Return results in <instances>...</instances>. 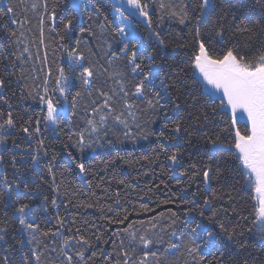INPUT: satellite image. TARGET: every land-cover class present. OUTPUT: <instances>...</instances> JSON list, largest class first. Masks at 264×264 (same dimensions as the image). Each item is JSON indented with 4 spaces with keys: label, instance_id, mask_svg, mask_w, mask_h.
I'll return each instance as SVG.
<instances>
[{
    "label": "snow or ice",
    "instance_id": "obj_1",
    "mask_svg": "<svg viewBox=\"0 0 264 264\" xmlns=\"http://www.w3.org/2000/svg\"><path fill=\"white\" fill-rule=\"evenodd\" d=\"M149 3L151 0L148 2L119 0L118 6L113 5L114 18L111 21L99 3H91L92 14L88 15V21L92 22L95 17L97 21L102 22L97 23L95 28L91 23L81 27L80 37L71 47L65 40L71 37L75 29V20L64 17L59 21L63 31L61 35L56 28L57 10L62 5L78 10L83 7L80 0H58L51 10L48 0H34L29 5L40 18L41 44L47 18L50 21L49 30L59 37V48L62 52L59 57L61 63L56 65L57 75L54 78L51 67L41 68L43 78L32 75L30 77L32 83H25L24 89L21 90V99L31 98L39 105L38 111L30 114L24 109V115L14 114V105L10 98L7 94L0 93V104L3 105L0 106V165H4L5 169L11 168L10 173L5 170L0 175V204L8 199L9 205L6 207H11V214L17 218L23 232L27 233L29 248L21 253L22 264H44L42 257L45 252H56V247L49 248L44 240H50L52 245H56V237L62 238L60 264H90V261L100 257L104 258L101 264H113L112 258L103 248H98L86 257V251L92 248L94 242L104 245L111 243L114 249L119 247L121 251L117 255L123 256V264H129L130 261L131 264H151L149 256L153 259L157 257V251H152V247L165 243L167 246L164 251L186 252L190 261H185V264H237L236 261L225 258L223 254L213 256V252L220 251L219 245L224 241L233 242L240 250L247 249L246 241L241 239L245 232L255 231L264 239V40L250 52H243L238 43L230 42L237 34H247L250 39L254 35L264 38V27L257 30L244 24L243 20L237 23V18L231 15L233 0H178L174 3H164V0H160L159 8L163 13L160 21L163 22L164 16L175 20L179 25L185 26L191 37L192 45L185 57V63L193 70L191 79L195 82L196 73H199L203 86L207 89L196 95L191 90L185 69L168 64L161 54L160 49L166 48L167 44L161 33L152 27ZM254 3L264 10V0H254ZM3 15L8 16L13 24H21L19 20L14 19L15 9L11 5V0ZM137 15L145 18L149 36L155 37L158 47L142 49L140 43L142 37L138 34L136 25L130 23ZM243 19L251 20V17L245 16ZM257 23L264 24V15ZM2 26L6 32V39L16 37V31L9 30L6 24ZM109 27H112L114 35L119 36L124 42L120 54L112 52L111 45L104 38ZM20 35L23 36V33ZM92 38L100 40L101 43L90 46ZM16 43H20V40L17 39ZM93 47L108 49L103 53L106 58L104 64L92 59V56L97 55L93 52ZM24 53H28L29 57L32 55L25 47L16 59L21 60ZM55 55L53 52L54 57ZM42 59L44 64L48 63L47 51L44 52ZM120 59L127 61L130 73L136 81L132 90L128 89L125 74L122 72H116V76L119 77L116 80L118 91L113 89L109 94L97 88L95 81L108 73L114 62ZM17 79H24L23 68L20 69ZM76 81L80 82L81 89L75 91L73 95ZM7 88L8 82L5 77L0 76V90ZM93 92L102 98V103L99 107L91 108L92 118L86 121L88 127L81 131L69 128L64 132L60 127L61 121L71 123L80 99L85 94L91 96ZM15 95L12 93V96ZM137 100L146 107H138ZM95 103L93 100L92 104ZM117 103H120L123 110H117L115 107ZM65 113L69 115L65 116ZM97 115L98 119L95 118ZM156 117H163L167 121L156 134L157 139L161 141L159 145L161 152L168 153L166 144L183 145L198 150V159L190 160L189 171L181 175L188 176L190 181L200 177L202 183L208 184L213 180L217 182L227 180L226 173H235L239 181H243L249 190L254 191L252 218L241 217L246 222L245 226L226 223L224 220L230 209L233 214L239 215L233 207L235 197L231 191L223 193L222 196L215 193L201 196L198 192H192V198L188 201L191 206L187 207L182 215L169 209L168 218L171 224L176 225L177 221L181 224L179 229L169 233L177 242H165L163 236L158 233L150 235L149 233H154L156 228V224L150 222L151 227L145 228L143 234L137 236L134 232L129 233L132 241H139L142 250L147 249L143 252L142 258L133 260L129 252L124 250V240L121 239L119 245L116 244V240L113 239L116 236L115 232L106 239L102 234L93 232L95 241L87 236L85 232L89 222L86 220L82 222V226L69 227L67 230L72 233L70 236H65L61 231L67 227L61 217L55 218V230L53 228L46 230L36 222L33 202L39 200L40 206L47 211L48 207H59L57 199L50 195V191H54L56 196L61 195V185L57 182V173L54 170V161L58 153L54 145L46 143L42 137V124L45 131L55 133L58 137L59 134L66 137V140L59 141L62 148L69 147L66 141H72V145L82 154L99 141L100 136L96 135L93 139V134L101 131L105 136L108 134L109 118L123 126L126 138L142 136L147 139L154 133L148 130L145 124L153 123ZM210 125H214L211 134L208 131ZM133 126L137 129L135 133L132 131ZM86 132L88 138L85 136ZM16 133L24 134L25 140L29 142L28 146L24 148L13 139V148L21 149V153L13 152L5 163L4 153L13 150L4 146ZM73 136L76 138L74 141ZM183 146L175 147V150L166 155V160L172 166L184 167L187 148ZM68 156L77 161L75 167L81 174H89L82 159L73 156L72 152H68ZM140 159L152 162L148 156ZM221 160L225 161L224 166H221ZM228 160L232 162L233 167L227 166ZM124 162L133 163L130 160ZM45 174L50 179H45ZM191 186L188 184L181 191L188 192ZM224 195L227 196V206L223 202L216 203L222 201ZM67 203L74 207H94L93 203L77 205L71 199H68ZM115 203L119 205L120 200L117 198ZM162 203L169 204L175 201L170 199ZM107 211H113L112 207L108 206ZM153 211L155 209L142 206L144 213ZM124 212L122 218L106 217L108 223L124 224L129 215H132L127 209H124ZM2 214L5 220L10 215L8 211H3ZM5 220H0V225H4ZM72 223L75 224V221ZM128 227L130 228L131 224ZM123 231L128 232V228ZM163 231L165 230L161 229V232ZM7 232L6 226H0V241H5ZM5 244L0 264H12L13 257L8 253L13 252L17 244L23 245L24 241L18 240L16 244H7L5 241ZM42 244L44 251L40 250ZM76 245L80 248L72 251ZM114 264H121V261L117 259ZM242 264H255V261L245 259ZM259 264H264V258L260 259Z\"/></svg>",
    "mask_w": 264,
    "mask_h": 264
},
{
    "label": "trees",
    "instance_id": "obj_2",
    "mask_svg": "<svg viewBox=\"0 0 264 264\" xmlns=\"http://www.w3.org/2000/svg\"><path fill=\"white\" fill-rule=\"evenodd\" d=\"M34 0H11V5L15 9L14 19L19 20L21 24H13L8 16H4L3 13L6 11V7L9 4V0H0V76L5 77L8 82V88L0 90V93L7 94L12 104L14 105V114L19 113L24 115V109H27L31 114L39 110V105L34 102L31 98L21 99V90L24 89V84H31L30 77L32 75H39L43 78V72L41 68L46 69L47 67L52 68L53 78L57 75L56 65L61 63L59 57L61 56L62 50L59 48V37L49 30L50 21L45 18L44 24V35L43 44L40 42V23L39 16L33 12L29 5ZM58 0H48L49 9L53 7ZM97 2L103 9L104 13L108 16L109 21L113 20V5L118 3L116 0H87L83 1L81 7L78 10H73L71 7L62 5L57 10V23L56 28L63 35L59 21L64 17L74 18L75 29L72 32L70 38H66L65 43L71 47L75 40L80 37L79 29L83 26H87L90 23L95 28L97 21L93 17V21H88V15H91V3ZM148 2V0H145ZM178 0H164V3H174ZM160 0H151L149 3V15L152 18V27L161 33L164 38L167 47L161 48V54L165 57L168 64L178 67H183L188 73V82L191 85V90L194 94L199 95L201 91H207L203 86L201 77L196 73L195 82L191 79L192 68L185 63V57L189 54V49L192 45L191 37L188 35L185 26L179 25L175 20L169 19L164 16L163 22L160 21V16L163 13L159 8ZM28 11H25V9ZM86 9V10H85ZM231 15L237 18V23L243 20L244 24L255 29L264 27V24H258L264 10L259 5L254 3V0H233L231 7ZM245 16H250L251 20H244ZM130 23L136 25L138 34L142 37L140 41L142 49L156 48L158 47V41L153 36H149V28L145 18L136 16L132 18ZM6 24L9 30L16 31V37L6 39V32L2 25ZM98 31V29H97ZM23 33V36L20 33ZM207 35V34H206ZM105 39L111 45V51L120 54V50L123 48L124 42L119 36L114 35L112 27H109ZM19 39L20 43H16ZM264 38L259 35H254L251 39L247 34H237L231 38L230 42L238 43L240 50L243 52L253 51ZM100 40L90 39V46L99 45ZM248 45V47H245ZM27 47L29 52L32 53L29 57L28 53H24L21 60H17L18 56L23 49ZM48 52V63L44 64L43 55L44 52ZM108 51L107 48L101 50L99 47H93V52L97 55L92 56L93 60L98 61L100 64L105 63L103 53ZM53 52L56 53L55 57ZM39 53V55H37ZM143 58V57H141ZM107 67V65H105ZM24 69V79L18 80L17 75L20 73V69ZM116 72H122L125 74L126 84L129 90H132L135 84V79L130 73L127 61L120 59L114 62L113 66L109 68V72L104 76L95 81L96 87L104 91L112 93V90H119V86L116 80L119 77L116 76ZM112 76V79L108 77ZM81 85L79 81L75 82V91L80 90ZM26 91V90H25ZM15 93V96H12ZM114 99H118L115 98ZM95 100V105L92 101ZM203 103V100L201 101ZM102 103V98L98 97L96 92H93L91 96L87 94L83 95L80 99L76 108V115L72 116V122L66 123L64 120L61 121L60 127L67 132L69 128L74 131H81L87 128V119L92 118L91 108L99 107ZM138 107L144 108L146 105L141 101H136ZM0 106H3L0 104ZM87 106V108H85ZM118 111L123 110L120 103L115 105ZM106 111V110H105ZM209 117L211 119L210 106L208 108ZM69 115L65 113V116ZM26 118V117H25ZM98 119V115L95 117ZM147 118V117H146ZM167 121L163 117L154 118V122L151 124H145V127L150 130L153 135H149L147 139L142 136H124V128L122 125L114 122L111 118L108 120V134L105 136L103 131L100 133L93 134L92 138L95 139L96 135L100 136L99 141L93 145V147L86 149L82 154L72 145V141H66L69 147L62 148L60 140H66L63 134L52 133L45 131L42 124V137L46 143L53 144L58 155L56 161H54V170L57 173L56 179L60 183L61 195L56 196L54 191H50V195L57 199L59 207H48L47 211L40 206L39 200L33 202V208L36 213V222L40 223L42 228L46 230L49 228L54 229L55 218L61 217L65 221L66 228L61 229L65 236H70L72 233L68 232V228H74L76 226H82L83 221H88L89 225L85 234L92 237L95 241V237L92 233L102 234L103 238H108L112 233H116L113 239L116 240V244L119 245V241L124 240V250L129 252L133 260L142 258L143 252L147 249L142 250V246L139 241H132L129 233H136L137 236L143 234L145 228H150L151 223L156 224L154 235L158 233L163 236L165 242H177L175 238L171 237L169 233L175 229H179L181 224L177 221L176 225H172L169 220V209L182 215L183 211L191 205L188 201L191 200V193L198 192L201 196L211 195L215 193L217 196H222L223 193L228 191L232 192L235 197L233 207L236 208L239 215H235L229 210L227 216L224 217L226 223L231 222L232 224H240L245 226L246 222L241 217L248 216L252 218L251 213L254 203V191L249 190L248 186L243 184V181H239V177L235 176V173H226L227 180H221L219 182L213 180L208 184H204L200 177L195 178L194 181H190L188 176L181 175L182 173L189 171L188 164L191 161L198 159L196 149H192L183 145L166 144L168 153L161 152L159 147L161 141L157 139L159 131L162 130V126ZM143 123V121H142ZM214 125H210L208 128L209 134H211ZM132 131L135 133L137 129L133 126ZM88 138V133H85ZM16 143L21 144L24 148H27L28 141L25 140L23 133H16L10 137L8 144L4 147L12 149V152H5V163H7L9 157L15 152L16 154L21 153V149H14L12 140ZM73 136V141L75 140ZM34 146V145H33ZM183 146L186 147L184 157V167L172 166L169 161L166 160V155L170 154L171 151L175 150V147ZM68 152H72L73 156L82 159L85 163L86 168L89 170V174H81L75 167L74 161L68 156ZM201 155H203L201 153ZM143 156L150 157V161L140 159ZM122 157L123 159H120ZM158 157V159H157ZM206 159V157H204ZM219 160V158H216ZM133 161L132 164H126L124 161ZM221 166H224L225 161H220ZM229 168L233 167L230 160L227 161ZM5 170L9 173L11 168L5 169L4 165H0V175ZM45 179H50L45 174ZM123 181V183H120ZM163 181L164 183H161ZM180 181V183H178ZM239 181V182H238ZM91 182V183H89ZM191 184L188 192H183L181 189ZM159 185V187H157ZM234 186V187H233ZM238 190V191H237ZM95 193V195H92ZM67 198H66V196ZM120 200V204L115 203L116 199ZM71 199L75 204L81 203H93L94 207H74L72 204H68L67 200ZM174 200L175 203L163 204L165 200ZM225 203L227 206V196H223L222 201H216L217 204ZM8 199H5L3 204H0V220H5L3 217V211H8L10 215L6 218L5 224L0 226H6L8 232L5 235V241L7 244H16V241L23 240V245H16L13 252L8 253L13 257L12 264H22L21 253L27 251L29 245L27 243L28 236L26 232L20 228L17 218L11 214V207ZM159 205V206H158ZM108 206H111L113 211H107ZM142 206L153 208L155 211L144 213L142 212ZM103 209V211L101 210ZM124 209L132 213L129 215L128 220L124 224H109L106 217L113 219L122 218L125 215ZM141 213L137 215L136 213ZM164 215L161 216L160 214ZM210 214V213H206ZM155 218V219H153ZM75 221V224L72 222ZM143 222V223H141ZM129 224L131 227L129 228ZM96 225L98 227H91ZM128 228V232L123 231ZM161 229L165 231L161 232ZM42 240L44 238H41ZM242 240L246 241L248 247L245 250H240L238 245L233 242L224 241L219 245L220 251H214L213 256H219L223 254L225 258L231 259L242 264L247 259L249 261H255V264H259L260 259L264 258V239L258 234L253 232H245ZM5 241H0V256L4 255L3 248L6 246ZM45 244H48L49 248L56 247V252L46 251L42 260L44 264H60V246L62 244V238L56 237V245H52L50 240H44ZM34 246V245H33ZM167 244H158L152 247V251H157V257L153 259L149 256L151 264H185V261H190L186 252L180 251H164ZM80 248L76 245L72 251ZM98 248H103L105 253L112 258L114 261L119 259L123 264V256H118L117 253L121 251L119 247L113 248L111 243L104 245L103 243H93L92 248L88 249L85 253L86 257L90 256L93 251H97ZM41 251H44L43 244L40 247ZM212 257H209L211 259ZM75 259V257H74ZM103 257L90 261V264H101ZM131 264V261L129 262Z\"/></svg>",
    "mask_w": 264,
    "mask_h": 264
},
{
    "label": "water",
    "instance_id": "obj_3",
    "mask_svg": "<svg viewBox=\"0 0 264 264\" xmlns=\"http://www.w3.org/2000/svg\"><path fill=\"white\" fill-rule=\"evenodd\" d=\"M83 1H87V0H80V3H82Z\"/></svg>",
    "mask_w": 264,
    "mask_h": 264
},
{
    "label": "rangeland",
    "instance_id": "obj_4",
    "mask_svg": "<svg viewBox=\"0 0 264 264\" xmlns=\"http://www.w3.org/2000/svg\"><path fill=\"white\" fill-rule=\"evenodd\" d=\"M117 2H119V0H116ZM199 75V73H197Z\"/></svg>",
    "mask_w": 264,
    "mask_h": 264
}]
</instances>
